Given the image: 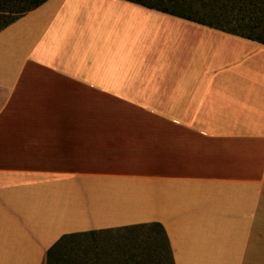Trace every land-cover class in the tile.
<instances>
[{
  "label": "crops",
  "instance_id": "1",
  "mask_svg": "<svg viewBox=\"0 0 264 264\" xmlns=\"http://www.w3.org/2000/svg\"><path fill=\"white\" fill-rule=\"evenodd\" d=\"M144 224L173 264H264V45L47 0L0 30V264Z\"/></svg>",
  "mask_w": 264,
  "mask_h": 264
},
{
  "label": "trees",
  "instance_id": "2",
  "mask_svg": "<svg viewBox=\"0 0 264 264\" xmlns=\"http://www.w3.org/2000/svg\"><path fill=\"white\" fill-rule=\"evenodd\" d=\"M47 0H0V11L11 12L14 16L11 18L3 19L0 16V30L10 24L24 13L33 10ZM130 3L138 4L140 6L164 12L179 18H183L200 25L217 29L231 35H235L247 40L255 41L264 45V0H191L192 4L201 9H210L211 14H207L210 20L203 17H194L189 15H182L177 12H172L160 7L163 0H124ZM182 0H169L168 3L177 4ZM197 15V14H195ZM137 229L156 230L161 236V247L168 264H173L167 239L164 231L157 224H144L136 226H128L117 229L115 231L133 232ZM152 230V231H153ZM63 239L54 244L46 253V264H50V259L55 258L56 254L65 247ZM61 245V247H59ZM159 246V245H158ZM59 247V250L54 252V249ZM160 248V247H159ZM158 248V249H159ZM54 261V262H55Z\"/></svg>",
  "mask_w": 264,
  "mask_h": 264
},
{
  "label": "rangeland",
  "instance_id": "3",
  "mask_svg": "<svg viewBox=\"0 0 264 264\" xmlns=\"http://www.w3.org/2000/svg\"><path fill=\"white\" fill-rule=\"evenodd\" d=\"M163 1L165 2L160 7L166 10L198 18L208 17L210 20L207 14H211V8L199 10L191 0H182L177 4L168 3L169 0ZM0 16L7 19L14 16V13L0 11ZM152 230L107 231L74 236L57 254L61 245L54 249L56 261L52 258L50 264H168L166 255L162 252L161 236L156 230Z\"/></svg>",
  "mask_w": 264,
  "mask_h": 264
}]
</instances>
